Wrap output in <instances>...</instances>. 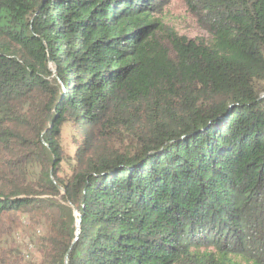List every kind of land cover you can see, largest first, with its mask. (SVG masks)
<instances>
[{"label":"trees","instance_id":"16d2710c","mask_svg":"<svg viewBox=\"0 0 264 264\" xmlns=\"http://www.w3.org/2000/svg\"><path fill=\"white\" fill-rule=\"evenodd\" d=\"M153 2L0 0V264H264V0Z\"/></svg>","mask_w":264,"mask_h":264},{"label":"rangeland","instance_id":"374dc122","mask_svg":"<svg viewBox=\"0 0 264 264\" xmlns=\"http://www.w3.org/2000/svg\"><path fill=\"white\" fill-rule=\"evenodd\" d=\"M153 3L158 10L156 18L174 29L179 35L189 39L210 40L208 33L198 26L196 18L190 13L186 0H155ZM52 70L55 69L52 68ZM82 141L83 136L75 125L72 123L64 125L61 136L64 159L58 174L63 180L69 179L74 173L78 148ZM60 191L65 194L63 189ZM18 216L21 222L14 234L15 246L19 247L22 252L23 264H39L42 258L33 240L35 235L43 232L44 228L39 224L30 222L23 214H18Z\"/></svg>","mask_w":264,"mask_h":264},{"label":"water","instance_id":"95a60500","mask_svg":"<svg viewBox=\"0 0 264 264\" xmlns=\"http://www.w3.org/2000/svg\"><path fill=\"white\" fill-rule=\"evenodd\" d=\"M54 71H56V69ZM63 192L65 193L64 190H63ZM73 210H74L75 216L77 217V223H76L77 228H76V239H75V242H76L79 239V236H80V233H81L80 225H81L82 217H81V214L77 211L76 208H73ZM69 254H70V252L67 254L66 259H65V263L66 264H69Z\"/></svg>","mask_w":264,"mask_h":264}]
</instances>
